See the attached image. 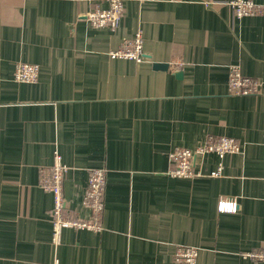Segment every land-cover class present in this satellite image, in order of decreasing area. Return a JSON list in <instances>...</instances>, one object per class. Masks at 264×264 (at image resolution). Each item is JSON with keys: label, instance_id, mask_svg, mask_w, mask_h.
<instances>
[{"label": "crops", "instance_id": "obj_1", "mask_svg": "<svg viewBox=\"0 0 264 264\" xmlns=\"http://www.w3.org/2000/svg\"><path fill=\"white\" fill-rule=\"evenodd\" d=\"M122 4L110 29L86 18L109 0H0V264H185L173 259L178 244L199 248L194 264H264L241 256L264 248V11L237 18L229 0ZM137 30L144 61L108 55ZM18 62L38 64L35 82L14 80ZM231 64L259 92L230 93ZM209 135L241 145L222 174L170 176V151ZM54 151L78 217L88 216L89 170L106 171L103 228H64L57 246L52 196L38 185ZM194 162L206 174L219 159ZM219 198L238 210L217 212Z\"/></svg>", "mask_w": 264, "mask_h": 264}, {"label": "built area", "instance_id": "obj_2", "mask_svg": "<svg viewBox=\"0 0 264 264\" xmlns=\"http://www.w3.org/2000/svg\"><path fill=\"white\" fill-rule=\"evenodd\" d=\"M234 16L259 14L264 11V3L253 0H229ZM123 13L122 0H109V7H98L87 12L86 18L94 27L114 29L118 26ZM111 58L130 59L141 62L145 59L143 38L140 30L120 46L108 52ZM39 66L35 63L18 62L15 65L14 80L17 82L32 83L38 78ZM229 91L232 94L246 95L259 92L261 81L257 78L241 73L238 65L231 64L227 79ZM241 145L238 140L229 136L209 135L204 142L193 148L175 147L169 153L171 164L168 174L173 177L194 178L197 176H220L223 170L222 160L227 153H238ZM207 153H214L219 159L217 167L209 173H203L195 168L196 156L203 158ZM69 167L63 162L59 152L54 151L49 166L40 167L38 185L52 196L51 215V244L57 246L61 241V232L64 228L86 229L100 231L101 213L104 208V191L106 171L104 168H91L88 172L86 187L81 198V206L87 210V218H81L68 211L64 199V181ZM238 202L234 198H219L216 202L217 212L234 213L238 210ZM199 248L192 245L178 244L173 253V259L179 263L194 264ZM244 258L255 262H264V248L252 249L241 253ZM52 264H59L56 259Z\"/></svg>", "mask_w": 264, "mask_h": 264}, {"label": "water", "instance_id": "obj_3", "mask_svg": "<svg viewBox=\"0 0 264 264\" xmlns=\"http://www.w3.org/2000/svg\"><path fill=\"white\" fill-rule=\"evenodd\" d=\"M152 66H153V68H155V69H161V70H164L165 68L168 67L166 63H162V62H154V63L152 64ZM181 75H182V72H177V73H176V76H177V77H181Z\"/></svg>", "mask_w": 264, "mask_h": 264}]
</instances>
